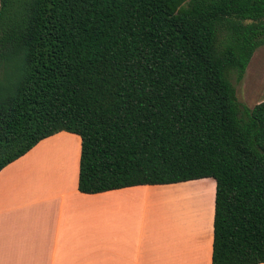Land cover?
Segmentation results:
<instances>
[{
  "label": "trees",
  "instance_id": "16d2710c",
  "mask_svg": "<svg viewBox=\"0 0 264 264\" xmlns=\"http://www.w3.org/2000/svg\"><path fill=\"white\" fill-rule=\"evenodd\" d=\"M264 0H0V171L59 132L78 190L215 182L211 264L264 263Z\"/></svg>",
  "mask_w": 264,
  "mask_h": 264
},
{
  "label": "crops",
  "instance_id": "0c3cea01",
  "mask_svg": "<svg viewBox=\"0 0 264 264\" xmlns=\"http://www.w3.org/2000/svg\"><path fill=\"white\" fill-rule=\"evenodd\" d=\"M79 159V136L59 132L0 171V264H211L215 190L207 232L198 223L164 229L153 220L161 218L160 186L178 184L84 194Z\"/></svg>",
  "mask_w": 264,
  "mask_h": 264
},
{
  "label": "rangeland",
  "instance_id": "374dc122",
  "mask_svg": "<svg viewBox=\"0 0 264 264\" xmlns=\"http://www.w3.org/2000/svg\"><path fill=\"white\" fill-rule=\"evenodd\" d=\"M262 47L255 51L257 54L255 53L256 56L252 62L248 64L242 81L240 83H236L235 80L231 78V81L236 89V97L238 102L247 108H252L255 104L264 100V46ZM63 147L66 148V144H63L62 149L58 151V153H61L62 155L65 153V151H62L65 150ZM72 149H77V146L75 147L73 143L67 147L66 156L68 152L70 157H72ZM54 155L55 151L52 149V153L49 155H44L43 158L51 156L49 157V162L47 161L50 163ZM63 157L65 158V156ZM43 161L45 162V160H42V158L39 159L41 164L44 163ZM214 190L215 182L212 179L192 181L178 185L160 186V195L163 198L159 203L161 218H153L154 225L160 223L164 226V229H184L179 223L181 220L178 222L174 214H177V211H180L181 213H187L186 217H188L189 213H191V209L197 206V210L200 212V214L197 215L196 218H192V220L196 219L197 221L198 219L200 223H204L201 225V229H206L207 232L209 229V215H211L213 212ZM167 194H172L174 197H176L175 195L180 194L179 208H175L176 210L174 209V213L172 209L169 208V203L165 202L164 200L165 197H163V195ZM181 213L180 219H182V215H184ZM199 222L197 221V223ZM180 233L181 230L179 231V234ZM207 235H209V233L205 234L206 237Z\"/></svg>",
  "mask_w": 264,
  "mask_h": 264
},
{
  "label": "bare ground",
  "instance_id": "6f19581e",
  "mask_svg": "<svg viewBox=\"0 0 264 264\" xmlns=\"http://www.w3.org/2000/svg\"><path fill=\"white\" fill-rule=\"evenodd\" d=\"M62 161V160H60ZM60 169V168H59ZM176 197H174L172 194H167V195H163L164 200L165 202L169 203V208L172 209L173 213H174V209L175 208H179V204H180V194H177L175 195ZM180 211H177V214H174L175 215V218H177V221L179 222L181 219H180ZM200 212L197 210V206H195L194 208L191 209V216H190V219L187 220V221H180L179 223L182 225V227L185 229H198L197 228V221L199 222V220L197 219H193L192 218H196L197 215H199ZM204 224V223H198V225H200V228H201V225Z\"/></svg>",
  "mask_w": 264,
  "mask_h": 264
}]
</instances>
